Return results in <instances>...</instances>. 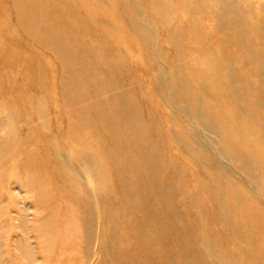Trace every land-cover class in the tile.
Wrapping results in <instances>:
<instances>
[{"label":"rangeland","instance_id":"1","mask_svg":"<svg viewBox=\"0 0 264 264\" xmlns=\"http://www.w3.org/2000/svg\"><path fill=\"white\" fill-rule=\"evenodd\" d=\"M258 57L264 0H0V264H264Z\"/></svg>","mask_w":264,"mask_h":264},{"label":"bare ground","instance_id":"2","mask_svg":"<svg viewBox=\"0 0 264 264\" xmlns=\"http://www.w3.org/2000/svg\"><path fill=\"white\" fill-rule=\"evenodd\" d=\"M261 31V30H260ZM38 33V32H37ZM246 50V49H245ZM245 50H243V51H245ZM246 53L248 54V52H247V50H246ZM248 57H250V59H251V61H254L255 60V55L254 54H252V55H250V56H248ZM248 57H246L245 58V60H246V62L248 61L247 60V58ZM256 63H257V65L256 66H254L253 68H252V71H250L252 74H251V76H253L254 77V73H256V75H260V76H262V77H264V61H262V59H259V57H258V61H256ZM258 77V76H257ZM255 78V77H254ZM259 78V77H258ZM254 183V182H253ZM131 186H129V187H126V193H127V195H126V197H131V188H130ZM253 187H254V185H253ZM253 189V188H252ZM93 202V201H92ZM99 204V203H98ZM88 205V204H87ZM168 206H170V205H168ZM170 208V207H169ZM170 211V210H169ZM158 213V212H157ZM159 214V213H158ZM167 214V213H166ZM160 216V215H159ZM171 216V215H170ZM173 221V220H172ZM161 224V223H160ZM149 225V224H148ZM168 230V229H167ZM163 236V235H162ZM163 239V238H162ZM148 242H149V240H148ZM152 246V245H151ZM179 246V245H178ZM153 247V246H152ZM160 252V251H159ZM184 257V256H183ZM148 262H151V260L150 261H148Z\"/></svg>","mask_w":264,"mask_h":264}]
</instances>
